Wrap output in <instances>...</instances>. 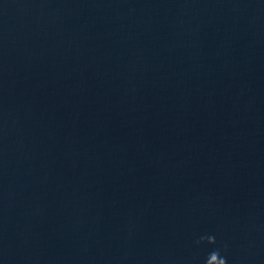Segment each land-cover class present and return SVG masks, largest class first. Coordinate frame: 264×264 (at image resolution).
Wrapping results in <instances>:
<instances>
[{"label":"water","instance_id":"95a60500","mask_svg":"<svg viewBox=\"0 0 264 264\" xmlns=\"http://www.w3.org/2000/svg\"><path fill=\"white\" fill-rule=\"evenodd\" d=\"M216 250L264 264V0H0V264Z\"/></svg>","mask_w":264,"mask_h":264},{"label":"clouds","instance_id":"9594fccd","mask_svg":"<svg viewBox=\"0 0 264 264\" xmlns=\"http://www.w3.org/2000/svg\"><path fill=\"white\" fill-rule=\"evenodd\" d=\"M205 240H207L209 244H214L216 242L213 236H201L196 243L200 244ZM209 257H211V262L209 261ZM209 257L206 259V264H227V258L221 255L220 250L214 251Z\"/></svg>","mask_w":264,"mask_h":264}]
</instances>
